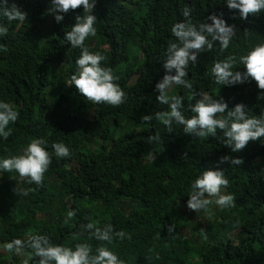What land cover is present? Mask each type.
Here are the masks:
<instances>
[{
  "label": "trees",
  "instance_id": "1",
  "mask_svg": "<svg viewBox=\"0 0 264 264\" xmlns=\"http://www.w3.org/2000/svg\"><path fill=\"white\" fill-rule=\"evenodd\" d=\"M12 4L27 15L23 22L0 17L7 28L0 36V101L18 112L7 126L10 135L0 139V158L20 155L33 139H43L50 164L39 185L0 171V247L37 234L55 245L86 243L91 254L107 247L124 264H264V143L249 141L233 153L217 139H223L219 129L215 137H195L176 124L169 132L155 119V113L168 110L156 100L155 85L165 74L168 45L177 42L171 27L211 23L210 15L235 26L228 48L221 51L214 42L202 50L185 69L191 88L173 85L167 95L183 98L186 117L194 115L189 105L204 93L223 98L229 109L242 103L247 115L259 117L264 90L255 81L220 86L210 69L264 43V11L241 19L224 0H97V33L84 47L104 55L102 64L117 77L124 98L112 106L92 103L67 85L80 49L70 47L64 33L82 9L69 10L57 23L46 12L49 0H8ZM234 67L243 71L242 65ZM144 115L153 119L145 121ZM154 135L160 141H149ZM58 142L69 148L68 157L54 155L52 144ZM225 155L242 163H218ZM215 168L228 180L222 189L233 196V206L216 211L206 196V211L215 216L198 226L182 207L191 182ZM68 211L74 215L65 223ZM88 223L111 225L112 242L96 240L83 227ZM31 251L25 247L21 253L38 264V257L29 259ZM19 254L0 251V264L19 263Z\"/></svg>",
  "mask_w": 264,
  "mask_h": 264
},
{
  "label": "clouds",
  "instance_id": "2",
  "mask_svg": "<svg viewBox=\"0 0 264 264\" xmlns=\"http://www.w3.org/2000/svg\"><path fill=\"white\" fill-rule=\"evenodd\" d=\"M229 10H238L241 19H246L249 15H256L264 11V0H224ZM97 0H49L47 13L53 15L55 22L64 20L65 14L69 10L78 7L82 9V15L75 17V23L70 30L64 33V40L72 48H79L80 55L75 59V70L70 76L67 85L74 86L76 91L86 100L95 103H107L118 106L123 102L124 92L115 82L117 77L107 65L102 64L105 56L99 52H90L84 47V42L88 37H94L97 33V18L93 14ZM26 13L21 11L15 4L8 6V0H0V17L7 21L23 22L26 20ZM183 15H189L185 9ZM211 23L202 22L193 25L187 22L175 23L170 31L176 38L175 43L167 47L166 59L163 62L165 74L156 83L155 91L158 92L156 100L168 106L167 111L155 113V119L172 131V125L182 126V131L195 137L206 135L216 136L217 130L222 132L223 139L217 137L220 142L230 147L231 152L236 153L246 147L249 141L260 140L264 143V111L259 117L246 114V106L242 103L235 104L231 109L227 103L220 98L213 99L204 93L195 103L189 105V110L194 115L186 117L183 114L182 97L169 96L167 90L173 85L191 88V83L184 79L185 69L189 62L195 63L198 54L202 50L213 48L214 42H218L221 51L227 49L235 34V26L217 15H210L206 18ZM7 28L0 23V36H3ZM236 64L243 66V71L235 68ZM210 74L217 85L232 86L248 81H255L258 89L264 90V43L254 46L246 54L238 58L228 56L226 59L214 62ZM264 95V93H261ZM226 113L223 118L217 114ZM18 112L9 103L0 101V139H7L10 132L7 126L10 122L16 121ZM145 121L153 119L152 115H144ZM159 135L149 137V141H160ZM43 139H33L20 155H12L0 158V171H14L19 177L27 178L28 183L39 185L44 172L50 164V153L45 150ZM53 153L57 157H68L69 148L63 143L52 144ZM230 162L231 165H240L241 159L229 157L227 155L219 158L218 163ZM228 185L223 170L219 168L203 170L190 184V191L186 201V207L195 212L206 210L210 204L207 197H214V203L220 208L233 206V196L223 194L221 189ZM16 191V190H15ZM73 211H68L67 218L71 219ZM84 229L92 230L91 235L98 241L112 242V226L106 225L104 228H94L92 223L83 226ZM174 225H169L168 231H173ZM118 237H123L122 232L115 233ZM5 249L15 250L21 253L25 247L32 251L29 255L39 258L38 264H124L123 260L109 248L100 246L95 249V254H91L90 246L86 243L76 244L74 247L55 245L43 235L33 234L27 241L14 239L7 243ZM23 264H29L28 259Z\"/></svg>",
  "mask_w": 264,
  "mask_h": 264
},
{
  "label": "rangeland",
  "instance_id": "3",
  "mask_svg": "<svg viewBox=\"0 0 264 264\" xmlns=\"http://www.w3.org/2000/svg\"><path fill=\"white\" fill-rule=\"evenodd\" d=\"M171 91V88H169L167 90V93H169ZM223 194H226V191L225 190H221ZM213 201L212 203V206L213 208L217 211L220 209V207L216 206L215 203H214V197H210ZM182 214H185L186 215V218L188 219H191V220H194L195 223L198 225V226H202L204 225L207 221H211L212 219H214V216H215V213H208L206 210H200V211H193V210H190L186 207V205H184L182 207ZM211 215V216H210ZM0 251L4 254H9L10 251L6 250L5 247H0ZM19 258L21 259V261L17 264H23V261L25 259H27V257L20 253L19 254ZM13 264H16L15 262Z\"/></svg>",
  "mask_w": 264,
  "mask_h": 264
}]
</instances>
